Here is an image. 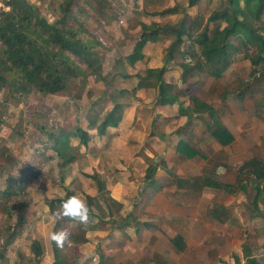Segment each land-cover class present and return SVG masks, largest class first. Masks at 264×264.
<instances>
[{"label": "rangeland", "instance_id": "1", "mask_svg": "<svg viewBox=\"0 0 264 264\" xmlns=\"http://www.w3.org/2000/svg\"><path fill=\"white\" fill-rule=\"evenodd\" d=\"M65 1L67 0H25L36 15L45 19L49 24L56 22L58 13L55 12V9ZM128 1H76L72 7L73 14L77 16L79 23L83 26V36L88 41L92 40L100 44L96 49L98 62L100 63L99 75L91 76L86 71L84 63L78 59H73L75 64L84 69V73L78 77H68L67 89L55 95H46L37 91L36 88L26 87L22 89L17 84L0 83V192L7 186V179L9 178H20L23 182L21 189L18 188L19 197L11 200L0 198V264H10V261L14 259V256L12 257L9 254L10 248L15 250L16 253H12L16 255H21L23 254L22 251H25L29 256L27 257V264H34L35 262L32 261L31 257L33 253L30 247L33 240H31L30 235L22 238L21 241L24 246L19 250L17 243L12 239H8L9 234L6 230H16L15 233L19 230H51L56 224H58L57 230L66 228L70 232V241H72L66 243L63 249L59 248L60 256L64 257L66 262L77 254L76 250L81 244L86 243L92 248L95 246V250L104 245L106 251L103 256L107 260L101 264H118V262L158 264L156 263V255L153 254V252H156L154 249L145 250V258L142 257L144 263H142L141 260H138L139 248H134L131 251V246H124L123 242H125L126 237L123 236H117L114 241H108V234L105 231L123 229V224L127 223L130 218L131 211H129V207L133 199V203L138 200L137 194H139L144 166L151 163L152 159L158 161L161 157L160 154H165L164 159L166 162L173 163L168 155L172 153L173 137L166 138V136L163 140L159 138L158 140L161 143L155 141L154 144L142 145L140 143V145H137V135L135 133L132 135L126 134L124 138H116L111 141L107 157L105 150H99L98 145L94 143L95 147L90 150V153L79 151L78 162L75 164H80L84 169H88L90 159L93 158V171L89 174L81 173L76 170L75 166L76 177L71 173L68 176H63V169L58 167V159L47 157V151L54 145L53 138L61 133L74 132L77 127L84 126L88 119L95 118L96 113L100 108H103L105 102H110V96L117 95V93H114L115 90H121L128 86L130 97L124 99L119 96L117 99L128 102L135 101L136 97L140 98L139 103L144 104L137 108V111L142 114L140 115L142 117H147L156 110L154 100L156 99L158 87L145 91L139 90L135 93L133 91L135 90L134 86L138 82L136 74H143L147 67H160L165 58L166 46L173 40V36L162 33L154 45L147 43L142 49V58L134 60L130 65L128 57L133 53L135 43L140 38L142 30L140 24H148L155 18L143 16L138 11H134L133 8L129 9ZM177 1V3H180L178 5L183 7L185 1ZM9 2L11 0H0V12L10 10ZM171 2L170 0H148L144 8L147 12L159 11L171 7ZM212 2H214V5H212ZM218 5L219 0H201L199 7L186 8L185 16L179 12L180 14L161 17L159 25L173 26L181 20H185L186 25H188L194 19H197L198 24L202 27L212 9ZM74 23L73 20H70L69 26L75 27ZM196 32L194 30V34ZM190 42L191 40H188L185 46H188ZM181 48L183 49L184 46ZM180 59V57H177L170 64H178ZM170 64L169 66H171ZM250 71L248 60L237 56L221 79L214 80L200 73H195L183 82H180L177 78H172L169 80L170 91L180 101H183L184 105L187 103L190 92H194L200 99L212 103L220 110L224 104L226 108L227 104L233 106V103L230 102L233 101L232 94L244 86L245 83L243 82L249 78ZM124 74L130 76L123 78ZM168 76L167 74L164 78L168 79ZM258 83L261 85H258ZM258 83L254 82L252 89H264V79ZM194 86L197 88L196 90L192 89ZM262 95L264 93L261 91L254 98L247 97L242 100L240 116L235 114V117L237 116L241 120L238 124L241 132L237 134L236 142L227 150V153L215 148H212L210 153H204L203 130H200L202 133L196 131L193 142L203 153L195 163L196 179L204 175H213V178L217 177L224 183L234 185L238 177L237 167L243 161L257 157L264 163V102H256L262 101L259 100ZM231 111L234 115L232 108ZM131 118L132 114L126 115L123 125L126 129L129 127ZM206 134L207 132H205ZM212 145L214 146L213 143ZM199 162L200 165H198ZM94 175L105 186L104 197L109 202L113 200L110 193L114 191L112 194L116 195L117 185H113V191L111 190V192L106 188V185L109 187L113 178L114 182H116V179L118 181L119 179L128 181L129 184L123 187L122 196L129 194L130 202L125 203L121 200L123 205L113 203L110 204L109 209H106L104 203L98 197V183L92 179ZM69 191L72 193L71 196L75 194L84 200H86L85 196H92L94 199V203L90 206L94 216L90 217L86 225L68 219L58 222L54 213L59 210L60 204H54L52 210L48 207V212L45 208V212L42 210L40 204L41 202L43 204L46 197L64 198ZM203 191L202 195L194 197L189 202L193 203L194 210H198L199 207L210 209V205H207L210 202H212V208L226 207L231 215L236 216L234 229L193 230L186 233L185 237L189 243L202 244V246L195 247L182 255H176L170 250L171 248H168L170 245L166 243L165 247L161 249L168 254H174L173 262L171 260L172 264H207L205 257L211 255L212 261H216L217 254L222 258L228 256L221 259L224 262H233L234 264V255H236L239 258V264H246L245 249L249 251L248 255L264 262V220L258 217L246 224L248 218L253 215L251 205L253 190L248 187L244 192L236 190L229 196H226L227 193L224 190V192ZM14 202L16 203L14 204ZM2 204L10 209L13 206H18V204L26 205L23 225L18 226L15 219V216L19 213L18 208L12 210L13 218L7 220L6 215L1 211ZM186 204L188 205V203ZM110 209L112 211L111 215ZM88 226L92 227L91 230L98 229L97 233L88 231ZM126 231L128 232V230ZM123 232L124 230H121V234ZM129 233L132 235V230ZM210 233H212L213 242H217L218 246L207 243ZM20 234H23V232H20ZM126 240L129 244L130 240L127 238ZM70 243L72 245H68ZM64 254H67V256ZM260 255L263 256L259 257ZM24 257L26 256L24 255ZM24 259L26 261V258ZM94 259V255H91L87 258L86 263H92ZM17 264L19 263L17 262Z\"/></svg>", "mask_w": 264, "mask_h": 264}, {"label": "trees", "instance_id": "2", "mask_svg": "<svg viewBox=\"0 0 264 264\" xmlns=\"http://www.w3.org/2000/svg\"><path fill=\"white\" fill-rule=\"evenodd\" d=\"M76 1L85 2L86 0H67L61 3L55 9L58 19L54 24H49L45 19L37 16L31 7L30 10L24 9L15 0L8 3L10 10L0 12V83L17 84L22 89L36 88L37 91L46 95H55L67 89L68 77H78L84 73V69L75 64L73 59L84 63L86 71L91 76L99 75L100 63L96 49L100 44L92 40L88 41L83 36V26L72 12ZM147 1L142 0L138 3L139 0H129L128 8H133L134 11L143 13L147 17L156 18L170 13L184 14L186 8L194 7L199 2V0H187L185 8L176 4L172 8L151 13L145 11L144 6ZM252 4H255V8L249 9ZM139 6H142L141 10ZM70 20L75 22V27L69 26ZM140 26L142 29L140 38L135 43L133 53L128 57L130 65L134 60L142 58L141 52L144 46L147 43L156 42L162 33L172 35L173 40L166 49L162 68L146 69L143 74H136L137 88L150 89L158 86V97L159 99L164 98L162 77L169 64L177 56L181 57L178 65L182 70L180 76L182 81H185L186 77L193 72L219 80L234 63L235 57L241 56L248 60L251 71L249 78L243 82L244 86L233 93L234 99H243L246 95L251 96L261 91L264 93L262 88L252 89L254 82L258 83L264 79V0H220L219 5L212 9L202 27L197 19L188 25L185 20H181L173 26H160L158 22L152 20L148 24L141 23ZM194 30L197 31L195 34ZM188 40L191 42L185 46ZM182 46H184L183 49ZM129 76L124 74L123 78ZM258 85L261 84L258 83ZM125 92L124 90L114 91L121 95ZM175 99V97H168L167 101L172 103ZM187 106V111L192 114L208 115L212 121L211 136L220 146H228L234 141L232 134L222 124L218 112L210 104L199 100L195 95H189ZM122 111V104L115 102L105 115L99 117L96 113L95 118L88 119L84 126L76 128L74 137L78 138L81 145L87 146L91 137L90 129L95 128L97 136H103L109 127L117 126ZM69 136L71 134L61 133L53 138L54 145L47 151L48 158L58 159V167L61 169L68 166L74 159V154L70 152L72 141ZM177 153L186 158L199 155L185 142L178 144ZM155 169L153 165L147 168L144 176L146 184L153 178ZM237 174L234 185L222 184L217 179L208 178L204 180L203 186L223 189L229 194L236 190L244 192L250 186L254 192L251 199L253 208L251 217H260L264 220V163L253 157L239 166ZM92 179L98 183V197L106 209H109L110 204L115 202L112 200L109 202L104 197L105 186L98 180V177L94 175ZM7 180V186L0 192V198L11 200L19 197V189L23 186L22 180L16 177ZM70 196L69 192L64 198H54L49 203L53 207L54 204H61ZM85 198L90 208L94 199L89 196ZM16 207L19 213L15 219L20 226L25 222L26 205L18 204L10 209L2 204L1 211L6 215L7 220L12 219V210ZM93 215L91 211L90 217ZM6 231L9 234L8 239L11 240L16 230ZM171 243L180 252L185 248L180 236H176ZM31 250L37 260L41 254L40 246L35 243L31 246ZM244 251L246 264H264L248 255V250ZM234 260V264H239L238 257Z\"/></svg>", "mask_w": 264, "mask_h": 264}, {"label": "crops", "instance_id": "3", "mask_svg": "<svg viewBox=\"0 0 264 264\" xmlns=\"http://www.w3.org/2000/svg\"><path fill=\"white\" fill-rule=\"evenodd\" d=\"M184 1L185 2L183 3L184 4L183 8L187 7V3H186L187 0H184ZM200 1L201 0H199L198 4L194 6L195 8L199 7ZM141 2L142 0H139L138 3H141ZM177 2H178L177 0H174V1L172 0L171 7H166L159 11L172 8L176 4L180 5V3H177ZM212 5H214V2H212ZM139 7L141 10L142 6H139ZM254 8H255V4H252V6L249 9H254ZM159 11L155 10V11H152L151 13L159 12ZM141 14L143 16H146L143 13ZM169 15L172 16L173 14L170 13ZM164 16H168V15H164ZM161 17L163 16H158L154 20L158 22L159 24ZM156 42L150 43V45H154ZM167 47L168 46H166V48ZM177 57H180V56H177ZM178 64H172V65L170 64L171 66L167 67V71L164 73L162 77L163 88H164V92H163L164 98L159 99L158 91H157L156 99L154 100V106L156 110L152 112L149 116L142 117L140 116L142 114L138 113L137 108L141 107L142 104L144 103H139L141 99L136 97V95H135L136 97L135 101L131 100V101L126 102V101H119L117 99V97L119 96L123 97L124 99H127V97H130L129 96L130 88H128V86H125L124 88L121 89V90L126 91L125 94L121 95L117 93V95L115 96L111 95L110 96L111 99H109L110 102L109 103L105 102V104L103 105V108L102 109L100 108L97 113L99 117H102V115H105V113L112 108L115 102L121 103L123 107V111L121 113V117H120V120L117 126L109 127L106 130L105 134L100 137L97 136L95 128L90 129L89 134L91 137H90L89 142L87 143V146L81 145L78 141V138L73 136L75 131L66 133L67 135L71 134V136L69 137L72 141V151H73L72 153L74 154V159L68 166L63 168V176H68L71 173L72 175H74V177H76V174H75L76 170L80 171L81 173H86V174H89L90 172L93 171V164H94L93 158L90 159V162L88 160L89 162L88 169H84L83 167H81L80 164L78 165H75V164L78 162L79 151H84L87 154L90 153V150H93L95 147L94 143L98 145L99 150H105L106 157H107L108 156L107 151L110 149L109 144L111 143V141L116 138L117 139L124 138L126 134L132 135L135 133V135H137V145H140V143L142 145L143 144H154L155 141L161 143V141H159L158 139L160 138L161 140H163L166 136H167L166 138L168 137L174 138V145L171 146L172 153L168 154L170 157V161L173 163L170 164L169 161L166 162L164 159L165 154H160L161 157L158 161L152 159L151 163L145 165L143 168L144 173L142 174L141 180H140V186H139L140 190L138 189L139 190V194H137L138 200H135L136 203H133L134 202V199H133L129 207V211H131V214L129 215L130 220L128 219L127 223L123 224L124 225L123 229L118 228L112 231H107V230L105 231L108 234L107 235L108 241H114L117 236L118 237L123 236L129 239L130 243L128 244L125 238V242H123V245L131 246V251L134 248H137V249L139 248L138 249V260H141L142 263H144L143 258H145L144 257L145 250L154 249V251H156V252H153V254L156 255V263L163 264V262H165V264H172L173 262L172 258L174 254H171V253L168 254L165 250L161 249L165 247L166 243L170 245V247L168 248H171L170 250L176 253V255H180V254L182 255L186 252L191 251L195 247L196 248L201 247L202 244L200 245H197L195 243L191 244L188 242V240L185 237L186 233L192 232L193 230H209L210 231V230H233L234 229L236 216L231 215V212L228 209H226V207L218 206L216 208H212V205H211L212 202H210L209 204H207V205H210V209H206V208L204 209L203 207L202 208L199 207V209L198 210L196 209L195 211L193 208L194 206L193 203L192 204L189 203L194 197H199L200 195H202V192H204L203 190H210V191H215V192L223 191V189L218 190V189H212V188H207L203 186L204 180L208 178H213L212 177L213 175H204L203 177L198 178V179L195 178V173H196L195 163L198 160V157L203 155V153L199 150V148L193 142V137L195 136L197 130L201 132L200 130L202 129L203 134H204V140H203V149L205 150V152L203 151L204 153H210L212 148L223 150L225 153H227V150L230 149V147L233 146L234 143L236 142L237 134L241 132L240 126L238 125L241 120H239L237 116L238 114L240 116V113L242 111V106H241L242 100L247 97L254 98L258 93H260V92L254 93L251 96L246 95L243 99H237V98L234 99L233 94H232L233 101H230V102L233 103V106H230V104H227V108H226V105L224 104L222 109L219 110L212 103L202 100L194 92H190V95H195L199 100L204 101L215 108V110L218 112L220 116L222 124L228 129V131L234 137V141L230 145L220 146L211 136L212 121L208 117V115L206 114L195 115V114L188 112L187 103H185L184 105L183 101H180L175 94L171 93L170 91L171 87L169 83L170 79L177 78L179 79L180 82H183L180 77L182 70ZM163 66H164V60L161 63L160 67L158 68L147 67L146 69H160ZM249 66H250V63H249ZM195 73H198V72L190 73V75L186 77L185 81L187 80V78L192 77ZM167 74L169 75L168 79L164 78V76ZM134 87H135V90L133 91H135V93L136 91H139V90L140 91L149 90V88H137V84ZM192 89L196 90L197 88L194 86ZM203 89L205 90L206 88H203ZM168 97H175L176 99L175 101L170 103L169 101H167ZM259 100H262V101H256V102L257 103L264 102L263 95L259 98ZM231 108L234 111V115L232 114ZM129 113L132 114V118L130 120L128 129H126V127H124L123 125L125 123L126 115H129ZM235 114H237L236 117H235ZM134 125H136V127H134ZM205 132H207L206 135H205ZM74 140L76 141L73 142ZM181 142H185L186 144L190 145L193 149H195L198 152L199 155L192 157V158H186L178 154L177 146ZM160 143L159 145H161ZM212 143L214 144V146L213 145L211 146ZM244 162L245 161H243L240 164V166ZM200 164L201 163L199 162L198 165ZM151 165L156 167L155 169L156 171L151 181L146 184L144 181V176H145L147 168ZM75 166H76V170H75ZM238 169L239 167H237V171ZM214 179H217L222 184L231 185L230 183L222 182L217 177ZM114 184L117 185L116 195L112 194L114 192L112 190V187ZM127 184H129V182L124 179L123 180L119 179V181L116 179V182H114V178H113V180L110 182L109 187H107L106 185V188H108L110 192L111 190L113 191L112 193H110L111 199H113L112 201H114L115 203H120L121 205H123L121 200H123L125 203L130 202L131 199L129 198L130 196H128L129 194L122 196L123 187L126 186ZM226 196H229V193H227ZM54 198H60V197H54ZM54 198L46 197V200L43 202V204L41 202L40 206L44 212H45V209H46V212H48L49 209L50 210L53 209L50 203L52 202ZM186 203H188V205ZM56 205H59V204H56ZM190 206H192L191 209H189ZM137 212H138V215L136 216ZM43 215L45 216V214ZM257 218L258 217L248 218V220L246 221V224L250 220L254 221ZM244 225H245V222H244ZM57 229H58V224L54 225L51 230H19L17 233L14 234V236L12 237V240L17 243V248L20 250L22 246H24V244L21 241L22 238L26 235L27 236L30 235L31 240H33L32 245L37 243L41 249V254L37 260H35L34 254H31L32 256L30 255L32 257V261H35L34 264H93V262L86 263L87 258H89L91 255H94L95 260L97 261V264L104 263L107 260V258L103 256V254L106 251L104 245H102L103 247H101L100 249L95 250V246H93L92 248L88 244L83 243L76 250L77 254L74 257H72L71 260L66 262V260H64L65 258L64 257L62 258L60 256V249L56 247V245L49 240L50 234L54 231H58ZM88 229H89L88 231L90 232L95 231L94 233H97V230H98V229L91 230L92 229L91 226H88ZM121 230H124L123 234H121ZM126 230H128V232ZM130 230H132V235L129 233ZM20 232H23V234H20ZM84 233H86V231H84ZM211 235L212 233H210L209 240L207 241V243L209 245L218 246L217 242H213ZM176 236H180L183 239V242L185 244V248L181 252L178 251L177 248L171 243V240H173ZM204 240H205V237H204ZM68 245H72V243ZM125 250L128 251L127 248H125ZM95 251H96V254H95ZM9 252H10L9 254L12 255V257L14 256V259L10 261V264H17V262L19 264H27V261H28L27 257L29 256L28 254L25 253V251H22L23 254L21 255L19 254L16 255L14 254L16 253L15 250L10 248ZM24 255L26 257H24ZM64 255L67 256V254H64ZM167 255L169 256L168 258H167ZM263 255H260L259 257H262ZM234 256L238 257L236 255ZM227 257L228 256H226L225 258ZM24 258H26V261ZM225 258H222L218 254L216 256V261L215 260L212 261L211 255H208V257H205V259L207 260V264H233V262L228 263V262H224L223 260H221ZM129 259L131 258L129 257ZM257 261L260 262L261 260L257 259ZM118 264H126V263L118 262Z\"/></svg>", "mask_w": 264, "mask_h": 264}, {"label": "clouds", "instance_id": "4", "mask_svg": "<svg viewBox=\"0 0 264 264\" xmlns=\"http://www.w3.org/2000/svg\"><path fill=\"white\" fill-rule=\"evenodd\" d=\"M90 212L91 210L86 200L74 194L62 201L59 210L54 213V216L58 222L68 219L86 225L90 220ZM49 240L56 247L63 249L66 243L70 241V232L66 228H61L58 231L52 232ZM93 264H97L95 259L93 260Z\"/></svg>", "mask_w": 264, "mask_h": 264}, {"label": "water", "instance_id": "5", "mask_svg": "<svg viewBox=\"0 0 264 264\" xmlns=\"http://www.w3.org/2000/svg\"><path fill=\"white\" fill-rule=\"evenodd\" d=\"M22 8L30 10L31 8L27 5L25 0H15Z\"/></svg>", "mask_w": 264, "mask_h": 264}]
</instances>
